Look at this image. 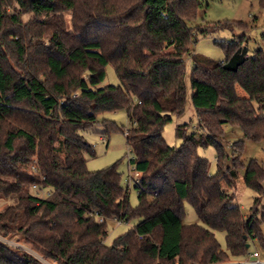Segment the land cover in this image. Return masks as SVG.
I'll list each match as a JSON object with an SVG mask.
<instances>
[{
    "label": "trees",
    "instance_id": "trees-1",
    "mask_svg": "<svg viewBox=\"0 0 264 264\" xmlns=\"http://www.w3.org/2000/svg\"><path fill=\"white\" fill-rule=\"evenodd\" d=\"M200 7L201 0H0V198L9 201L0 209V264H214L227 257L214 230L225 232L233 255L248 254L247 242L264 246V165L251 159L243 174L255 192L248 214L230 191L245 139L264 138V48L247 54L240 21L241 35L216 41L224 60L193 53L198 34L234 26L195 23ZM187 56L199 130L178 125L176 147L162 130L185 108ZM107 64L119 82L100 86ZM120 109L136 206L114 165L86 166L94 148L84 131ZM102 122L108 134L112 122ZM227 125L243 133L230 151ZM208 145L217 151L215 174L197 154ZM185 201L201 224L183 222ZM134 218L105 244L108 221ZM17 235L40 257L5 241Z\"/></svg>",
    "mask_w": 264,
    "mask_h": 264
},
{
    "label": "rangeland",
    "instance_id": "rangeland-1",
    "mask_svg": "<svg viewBox=\"0 0 264 264\" xmlns=\"http://www.w3.org/2000/svg\"><path fill=\"white\" fill-rule=\"evenodd\" d=\"M66 27L71 28V11L64 13ZM243 22L247 24L248 28H244L246 31V39L244 44L246 46V52L248 55L253 54L254 50L259 47L264 48V40L262 39V33L264 32V6L259 3V0H201V7L199 8L197 19L195 23L198 24H213L215 22H229L233 24V29L223 28L216 30L215 32L206 35H197L196 42L192 45L191 50L195 54H199L213 60L222 61L225 59V52L219 42L216 41H231L235 36L241 35L243 30L234 23ZM191 60L190 56L185 59V83H186V102L183 112L179 115H172L169 120L166 121L162 130V136L164 140L171 146H180L181 139L175 134V129L180 124L187 123L188 130L198 131L197 118L195 110L191 102V85H190V73H191ZM87 77L86 74L83 75ZM118 78L115 74L114 68L111 64L105 66V76L100 82V86L106 84H118ZM237 93L240 96H246L244 90L237 86ZM259 114L264 115V109ZM103 119H107L112 122V125L107 132L104 133L105 127L102 122ZM129 121L124 109L102 112L98 115V122L94 123L84 131V135L87 141L93 145L94 154L86 153V166L88 170L95 171L109 166H115L120 173L121 185L128 188L129 201L132 206L138 204L137 190L134 187V180L136 170L129 164V158L132 157V153L129 151L126 143V136L124 131L128 128ZM225 146L228 151L229 145L239 139L243 138L242 131L232 125L224 127ZM197 154L206 160H208V172L215 174L217 171L216 161V148L213 145L198 146ZM251 159H255L260 164L264 165V138L263 139H245L243 150L241 153V160L243 165L238 169V178L235 181L234 187L230 190L235 197V202L239 204L241 211L244 215L248 214L249 207L252 203L255 192L247 187L243 182V174L246 170L247 164ZM230 165V162H227ZM223 187H225L223 185ZM31 191L42 195L41 190L38 192L32 187ZM6 198H0V209L8 204ZM196 219L199 224L201 222L197 219L196 214L191 205L184 202V220L190 221ZM139 219H130L128 221H108L107 223V235L104 239L105 244L110 245L114 238L119 234L127 231L129 228L134 227ZM215 237L220 244L221 249L226 253L227 257L219 264H242L246 259H251V252L257 250L261 258H264V246L258 240L250 242L249 253L245 255H233L228 251L226 244L225 232L223 230H214ZM261 235L264 238V224L261 226ZM1 238V237H0ZM3 239V238H1ZM5 240V239H4ZM7 243L14 246H20L37 257H40L36 253L29 243H27L23 236L17 235L12 240H5ZM46 262V261H45ZM50 264L49 262H46Z\"/></svg>",
    "mask_w": 264,
    "mask_h": 264
},
{
    "label": "built area",
    "instance_id": "built-area-1",
    "mask_svg": "<svg viewBox=\"0 0 264 264\" xmlns=\"http://www.w3.org/2000/svg\"><path fill=\"white\" fill-rule=\"evenodd\" d=\"M33 187L36 188L35 185H33ZM37 191L38 189H36V192ZM116 222H121V221H116ZM250 256L251 259H246L245 261L242 262V264H264V258L260 257L259 252L257 250H253Z\"/></svg>",
    "mask_w": 264,
    "mask_h": 264
},
{
    "label": "crops",
    "instance_id": "crops-1",
    "mask_svg": "<svg viewBox=\"0 0 264 264\" xmlns=\"http://www.w3.org/2000/svg\"><path fill=\"white\" fill-rule=\"evenodd\" d=\"M197 220L196 219H192V220H190V221H186V220H183V222L184 223H186V224H190V223H195ZM264 239V238H263ZM220 262H218V263H214V264H219Z\"/></svg>",
    "mask_w": 264,
    "mask_h": 264
},
{
    "label": "water",
    "instance_id": "water-1",
    "mask_svg": "<svg viewBox=\"0 0 264 264\" xmlns=\"http://www.w3.org/2000/svg\"><path fill=\"white\" fill-rule=\"evenodd\" d=\"M245 246H246V247H249V243L247 242V243L245 244Z\"/></svg>",
    "mask_w": 264,
    "mask_h": 264
}]
</instances>
